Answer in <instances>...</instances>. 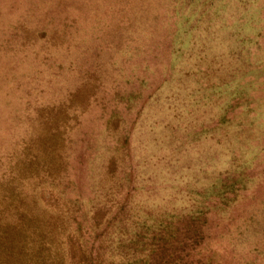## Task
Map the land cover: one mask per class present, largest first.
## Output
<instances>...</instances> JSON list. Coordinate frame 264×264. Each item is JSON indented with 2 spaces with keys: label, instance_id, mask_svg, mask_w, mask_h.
Returning a JSON list of instances; mask_svg holds the SVG:
<instances>
[{
  "label": "rangeland",
  "instance_id": "obj_1",
  "mask_svg": "<svg viewBox=\"0 0 264 264\" xmlns=\"http://www.w3.org/2000/svg\"><path fill=\"white\" fill-rule=\"evenodd\" d=\"M0 264H264V0H0Z\"/></svg>",
  "mask_w": 264,
  "mask_h": 264
}]
</instances>
